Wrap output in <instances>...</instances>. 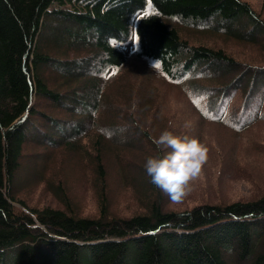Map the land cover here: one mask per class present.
Instances as JSON below:
<instances>
[{
	"label": "trees",
	"instance_id": "trees-1",
	"mask_svg": "<svg viewBox=\"0 0 264 264\" xmlns=\"http://www.w3.org/2000/svg\"><path fill=\"white\" fill-rule=\"evenodd\" d=\"M169 22L264 42V19L244 0H0V264H264V194L167 210L145 170L149 157L163 153L144 127L97 121L106 87L132 56L188 84L211 121L241 133L264 121V65L191 45ZM94 129L93 155L81 147ZM109 136L114 147L148 155L137 166L125 162ZM37 147L91 161L97 217L71 209L60 185L51 183L64 209L33 208L17 196L30 178L22 161L39 162ZM113 151L145 195L143 213L109 211L105 168Z\"/></svg>",
	"mask_w": 264,
	"mask_h": 264
},
{
	"label": "rangeland",
	"instance_id": "rangeland-1",
	"mask_svg": "<svg viewBox=\"0 0 264 264\" xmlns=\"http://www.w3.org/2000/svg\"><path fill=\"white\" fill-rule=\"evenodd\" d=\"M244 1L264 19V0ZM169 25L175 27L191 45L222 49L239 61L264 65V42L251 44L196 26ZM104 98L107 107L97 120L103 125L115 123L120 128H129L139 124L149 134L153 144L163 132L170 131L177 136L196 138L208 148L207 163L202 175L193 182V191L178 204L171 202L168 195L162 192L165 209L181 212L200 203L248 201L264 194V121L241 133L203 117L201 112L206 110L205 101L195 97L188 84L170 81L157 64L135 56L108 84ZM45 111L52 113L55 110L48 106ZM96 138L100 137L94 129L87 144H82L81 148L94 155ZM108 139L114 147L111 136ZM114 148L119 150L123 161L133 162L135 166L148 155L136 153L139 150L135 148ZM35 149L33 158L39 159L40 156L39 162L22 161L21 171L30 178L18 190L17 196L33 208L50 206L64 209L65 204L54 193L55 184L60 185L65 188L71 209L81 216L97 217L101 194L91 161L77 152ZM120 158L113 151L106 159L105 192L112 215L129 217L145 211V199L140 198L145 195L128 180L127 166ZM14 206L20 208L17 203Z\"/></svg>",
	"mask_w": 264,
	"mask_h": 264
},
{
	"label": "clouds",
	"instance_id": "clouds-1",
	"mask_svg": "<svg viewBox=\"0 0 264 264\" xmlns=\"http://www.w3.org/2000/svg\"><path fill=\"white\" fill-rule=\"evenodd\" d=\"M163 153L145 163L151 183L168 195L173 203H182L193 191V182L208 160V148L196 138L163 132L153 141Z\"/></svg>",
	"mask_w": 264,
	"mask_h": 264
},
{
	"label": "snow or ice",
	"instance_id": "snow-or-ice-1",
	"mask_svg": "<svg viewBox=\"0 0 264 264\" xmlns=\"http://www.w3.org/2000/svg\"><path fill=\"white\" fill-rule=\"evenodd\" d=\"M136 39H137V42H138L139 38L137 37ZM114 43H115V42H114ZM157 67H159V65H157ZM113 74H115V73H113Z\"/></svg>",
	"mask_w": 264,
	"mask_h": 264
}]
</instances>
